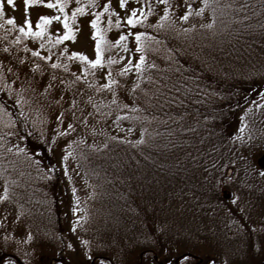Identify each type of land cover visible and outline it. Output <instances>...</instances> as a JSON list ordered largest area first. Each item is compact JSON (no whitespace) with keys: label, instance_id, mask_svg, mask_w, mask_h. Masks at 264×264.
Returning a JSON list of instances; mask_svg holds the SVG:
<instances>
[{"label":"rangeland","instance_id":"obj_1","mask_svg":"<svg viewBox=\"0 0 264 264\" xmlns=\"http://www.w3.org/2000/svg\"><path fill=\"white\" fill-rule=\"evenodd\" d=\"M14 2L16 7L13 9L4 0V11L0 15V20L3 18L7 21V17L14 16L16 24H22L25 15L24 0H14ZM104 2L105 0H95L93 4L90 0H79V3L84 4L88 11L78 13L75 21L70 20L72 26L79 29L76 32V40L68 39L61 45H53L51 49L46 46L41 51L45 55H51L53 60L61 62L65 59L64 56L59 55L61 51H82L90 58H94L95 38L91 35L93 29L88 21L93 18V8L100 11ZM148 2L149 0H140V6L145 7L146 20L138 25L129 26L123 17L131 7L136 6L133 0H128L127 7L124 9L119 7V0H110L111 8L116 9L122 18L121 26L117 27L120 32L110 34L109 38L113 42L121 32L127 33L129 29L131 32L153 33L154 26L161 23L160 16L167 4L150 0L153 10L148 13L146 8ZM187 2L192 3L193 9L201 6L200 0H187ZM168 3L175 11L170 12L171 20L165 21L164 25L182 28L190 21L197 22L203 18L200 19L198 13L193 11L188 18L190 21H181L179 16L185 9L183 6L177 7V4L182 5L184 0H168ZM76 6L77 0H68L65 11L69 13V16H71L72 8ZM56 12L57 9L43 5L29 7L33 23L39 14L54 15ZM205 12L204 10V16H206ZM109 17L113 21L117 18L116 13H101L100 20L105 18L102 21L105 25L101 27L109 26ZM207 20L211 22V19L207 18ZM254 21L263 31L264 16L256 18ZM143 27L147 31L142 29ZM57 28L63 31L60 22L53 21L49 27L53 36H55ZM8 38L9 42L1 38L0 45L8 42V45H11L10 51H13L12 48L17 49V47L15 48V37ZM43 39L47 40V35ZM247 39L243 52L249 51L250 53H246L245 57H236L238 61L235 64L231 63L230 69L237 68L240 70V74L234 72L230 75L234 78L236 75V81L255 83V80H258L264 82V32L250 35ZM41 42L39 39L31 38L29 46L34 49ZM126 43L129 51H123L124 59L112 70V73H118V70L127 63L129 57L135 63L139 56V53L132 52L136 43L132 35L127 36ZM0 49H2L1 46ZM17 52L12 55L14 58L21 57L22 51L18 50ZM239 52L243 54L242 51ZM226 57L223 55L220 59L223 64L229 65L230 62ZM4 58V51H0V60ZM228 58L230 59V57ZM221 61H217L220 70ZM80 66L81 64L75 60L70 62L73 72H78ZM56 71L59 72V70ZM229 71L221 72L225 75ZM105 72L103 69L92 78L94 76L99 78L98 82L101 81L103 84L106 82ZM137 76L139 73L130 71L127 80L120 83L130 86L132 78ZM18 86V84L12 85L14 88ZM0 89H3L0 91V96L6 101L4 107L0 108V137H4V140H0V144L7 142L24 149L22 132H26L39 138L52 151L54 172L57 173L56 179L59 181L56 195L58 194L60 204L57 207L62 214L61 228H63L65 238L70 240L71 247H74L73 252H68L69 259L67 258L68 261L64 264H113L112 254L116 256L118 253V249L115 247V238L127 241L129 246L127 257L119 256L118 258L121 260L117 264H162V260H158L154 256V253L157 254L154 249L156 246L151 242L152 239L149 237L145 220H138V210L133 209L134 203L127 200L123 202L124 204L121 206L130 207V211L125 212L127 217L125 220H121V226L118 227L120 214L116 210L113 212L109 210L110 206L106 203L111 204V200L106 201L103 196L94 198L95 194H100L97 187L100 188L101 185L94 174H91L92 179V176L95 177L93 181L88 179L86 181L83 174L85 172L79 167L81 156L79 155L78 141H81L83 135L74 131L66 136L56 135V138L52 139V136L60 131V128L53 123L55 107L45 106L42 112L37 113L34 105H16L15 97L6 94L7 88L3 77H0ZM97 95L100 96V94ZM130 95L125 88H121L118 92L120 99L117 102L120 103L122 100L125 104L132 105L134 102ZM99 99L104 102L108 101L110 93L106 92ZM28 106L29 109H26ZM11 109H14L18 115V120L13 124L8 123V120L12 119L9 115ZM21 111L25 115L21 116ZM237 114L235 119L222 115L217 118L218 122L191 118H187L186 121L182 118L178 119L175 124L172 122L173 134L166 141L155 136L144 138L141 128L135 126H123L117 131L129 142L140 143L141 148L144 147L143 145L149 146L146 149L147 161L149 158H153L152 161L156 162V166L161 165L160 171L156 174L148 170V167H142L143 175L141 174L137 186L140 190L136 200L140 207L142 205L148 207L145 202L147 201L148 204L155 205L156 210H159H155L158 213L155 225L159 227V231L165 232L163 239L167 242L166 245L171 242L170 246L174 254L179 255L176 264L180 263L181 254H185L186 251L193 261L187 260L183 264H262L263 262L264 175L260 173L264 171L262 166L264 164V95L246 105ZM199 121L203 125L195 127ZM67 122H72L70 115L66 117ZM66 123L62 126H66ZM241 123L245 124L242 131ZM106 124L109 128L112 127L113 119H109ZM209 125L211 127L214 125L216 130ZM80 126H77L76 129ZM9 132L13 135L9 136ZM196 132L199 133L196 134ZM166 144L169 145L167 151L165 150ZM66 145H68L67 148ZM71 150L74 151L72 154ZM149 150H152L151 154H148ZM65 152L69 153L66 160L63 159ZM0 156H3V159H0V169H2L0 172V196L4 195L5 184L10 189V199L0 200V249H5L3 247L5 240L9 241V245L5 249L8 252L6 251L5 255L0 256V264H6V262L22 264L16 254L22 253L27 258L36 244L35 239H30L31 246H26V248L21 247L20 243L24 238L41 237L48 228V222L53 223L52 218L47 214L53 210V195L47 196L39 190L41 187L43 191L42 185L52 172L49 166L37 167L40 159L36 155H32V159H28L24 153L17 154L13 151L5 155L4 150L0 149ZM180 161L184 163L182 166H180ZM94 170L96 167H93V172ZM87 174L90 176L89 173ZM14 182L16 185L13 189ZM88 184L92 186L89 188ZM86 204H90L93 208L90 219L85 216V210L88 209ZM145 210L147 212V208ZM107 215L113 218V220H109L116 224L118 231L100 226L99 228L94 227V230H86L88 227L84 228L85 221L97 225L98 222L94 218L98 216L100 219L107 218ZM52 217L54 218L56 215ZM127 220L129 222L126 223ZM106 222L103 221V224L106 225ZM34 223L37 225L32 228ZM181 223L188 227L192 238L186 239L184 236H189L185 232V234L180 232L178 227ZM124 228L126 230H123ZM119 229L121 230L119 231ZM29 233L32 237H29ZM85 240L88 241V244L84 243ZM41 241V243L44 242V240ZM138 241L143 242L142 249L145 250L140 254L130 251L136 247ZM148 251L151 252L148 253ZM92 252L105 255L106 259L93 258L94 253L92 254ZM130 252L131 255H129ZM39 254L48 257L47 262L43 264H57V258L54 257L56 252L51 249L47 251L46 245L42 246Z\"/></svg>","mask_w":264,"mask_h":264},{"label":"trees","instance_id":"obj_2","mask_svg":"<svg viewBox=\"0 0 264 264\" xmlns=\"http://www.w3.org/2000/svg\"><path fill=\"white\" fill-rule=\"evenodd\" d=\"M210 4L212 7L204 9L206 11V16H204L203 13H198L200 19L203 17L201 20L193 22L189 19L188 21H190V23L182 28H173L169 25H164V23H159L154 26L155 30L150 37L143 38L145 55L148 60V63L147 60L146 63H155L159 68L166 69V73L172 76V83L176 84L179 88V92L175 93V96L179 97V103L172 104L168 102L167 104H157L149 102L141 93L148 92L150 96L153 95L154 85L149 81L141 79L140 92L137 93L139 99L130 95L134 103L129 105L128 108L121 109L128 112V119L121 118L117 121L115 115H118V113L115 108H112L111 110L115 115L107 117L106 119L94 123L93 121L95 118L90 117L87 131L83 125L78 129L75 128L76 132L78 131L83 135L81 138L83 142L78 141V150L81 156L79 159V167L85 172L83 173L84 178L86 181L87 179L93 181L96 177L101 185L100 188L96 186L100 194H95L94 198L96 199V197L103 196L106 201L111 200V204L109 202L106 203L110 206L109 210H112V212L113 210L119 212L120 219H118V227L121 226V220H125V217H127L125 212L128 210L130 211V207L121 205H123V202L126 200L131 201L132 204L134 203L133 209L138 210V220L144 219L145 223H147L146 227H148L149 237L152 239L151 242L154 243V246H156L154 249H156L155 251L160 260H162V264H176L175 262L179 255L177 254L178 256H176L174 254L170 246L171 242H168L169 244L166 245L167 242L163 239L165 232H163L161 228L160 230L162 231H159V227L155 225L157 223L156 219H158V213L156 211L159 210H156L155 205L148 204L147 201L145 202L148 207H143L142 204V207H140L136 200V196L140 190L137 186L141 174L143 175L142 167H148V170L156 174L160 171L161 165L156 166V162L152 161L153 158H149V161H147L146 149L149 146L146 147L143 145L144 147L141 148L140 143L133 144L129 142L127 138L119 135L117 131L123 126H135L142 129V136L144 138L155 136L166 141L170 135L173 134L172 122L175 124L178 119L182 118L186 121L187 118H191L193 120H214L218 122L217 118L222 115L235 119L234 117L236 116L237 118V113L242 108L264 95V82L258 80H255V83L245 82L243 80L236 81L235 78L237 76L235 75L234 78L230 75L234 72L235 74H240L239 69L236 68L231 70L230 66L231 63L235 64L238 61L236 57H245V54L249 52H243L248 41L247 38H249L250 35H257L264 32V30L261 31V28H259L254 21L256 18L264 16V0H210ZM223 4H239L243 5V7H219L213 12V7ZM207 18L211 19V22H209ZM103 20H105V18L99 20V27L102 29L105 39L112 41L109 38L110 34L120 32V29L115 27V25L111 27H101L105 25L104 22H102ZM142 29L146 30L145 27ZM17 35H20L21 39L18 42L14 39L16 41L15 48L17 47V49L12 48L13 51H10V53H12L11 55L21 50V57H31V50L33 49L29 46L31 37L19 33L18 28L8 24L6 20L2 18L0 20V42L1 38L9 42L8 37L11 38V36H14L16 38ZM8 42L0 45L2 47L0 51H4L5 56V47L8 49L11 48ZM25 49H27V51H25ZM239 51H242L243 54ZM223 55L227 56L226 59L229 60V65L222 63L220 58H222ZM109 56L114 58L123 56L121 46H117L116 48L105 46L103 58L106 60ZM228 57H230V59ZM34 59L37 63L40 62L39 58ZM218 60L222 63L221 70L217 65ZM75 61L81 64L79 61ZM8 63L14 64V57L13 60ZM121 63L122 60L117 59L116 62L111 65L110 69L107 64H104L103 67L97 68L93 75L96 73L99 74L103 69H105L106 72L109 70L112 72V70ZM227 70H230L228 74L223 75L224 73L222 72ZM59 72L62 73L63 71L59 70ZM144 74L151 76L153 74V69L146 67L144 69ZM112 75L120 82L127 80V76L120 77L117 73H112ZM226 75L227 77H225ZM93 79H95L96 84L102 85L101 81L98 82L99 78H95L94 76ZM177 81H180V83L177 84ZM106 92L107 91H101L98 93L100 94L99 97L104 96ZM89 94L91 93L89 92ZM156 99L159 100V97H156ZM0 103L2 105L6 104V101L1 96ZM136 103H140L141 107L134 110V105ZM105 104H107V101ZM117 104L119 103L117 102ZM26 109H29V106L26 107ZM89 111H91V109H89ZM11 117H14L15 121L18 120V115L14 109H11ZM109 119H113V126H110V128L106 124ZM200 125L203 124L199 121L195 127H199ZM93 128L95 132L92 131ZM211 128H214V125ZM214 130L216 129L214 128ZM198 133L199 132H196V134ZM117 137H121L122 139H117ZM22 143L28 154L39 157L40 160L37 164L38 168L49 166L52 172L48 180L42 185L43 191L41 187L39 190L47 196H49V194L53 195V210L47 213L52 218L53 223L48 222V228L46 232H43L44 234H42L41 237L24 238L20 243L21 247L26 248V246H31L30 239H35L34 242L36 246L29 252L27 258H25L22 253L16 254V257L22 264L46 263L48 257L41 255L42 253L39 254V250L42 246L46 245L47 251L51 249V251L56 252L54 257L57 258V264H64V262H67L69 259L68 252H73L74 247H69L70 240L65 238L63 228H61L62 222L60 220L62 219V214L61 210L57 207L59 199L57 196L58 194L56 195L59 181L56 179L57 173L54 172L55 168L53 166L54 159L52 151L46 144L42 143L39 138H35L33 134H28L26 132H22ZM93 145H95V147H93ZM168 149L169 145L166 144L165 150L167 151ZM73 152L74 151L71 150V154ZM151 152L152 150H149L148 154H151ZM2 157L0 156V159H3ZM183 164V161H180V166ZM93 167H96L94 172ZM5 171L7 172V170ZM0 172H2V169H0ZM87 173H89L90 176ZM91 174L95 175V177L92 176L93 179L91 178ZM15 185L16 182L12 185L13 189ZM88 185L89 188L92 186L91 184ZM215 194L217 195L218 193ZM36 197L38 198V196ZM85 206L88 208L85 210V216L90 219V215L92 216L93 214V208L90 204H86ZM146 208L147 212L145 210ZM106 211L107 210H105V212ZM53 215H56V217L53 218ZM99 216L94 218L99 224L97 223V225H94L91 224V222L85 221L83 224H86L84 228L88 227L86 230H94V227L99 228L100 226L118 231L116 224L109 220H113V218L107 215V218L100 219ZM103 221H107V226L103 224ZM127 222H129V220H127L126 223ZM35 225L37 224L34 223L32 228ZM32 230L35 231L34 229ZM120 230L121 229H119V231ZM123 230H126V228ZM115 239V247L118 249V253L116 256L112 254L113 264H117L118 261L120 262L121 258H118L119 256L127 257L129 251L127 241ZM41 240H44V242L41 243ZM143 241L145 242L146 239L144 238ZM8 242L9 241L5 240L3 243L5 249L9 245ZM142 243L143 242L138 241L136 247L130 251H133V253L136 252V254L145 252V250L142 249ZM5 249H0V256L5 255L6 251L8 252V250ZM93 253L94 252H92V254ZM129 255H131V252ZM181 255L182 257L178 264H183L187 260L193 261L188 251ZM93 256V258L99 257V259H106V256L102 254L94 253ZM263 263L264 259L262 264Z\"/></svg>","mask_w":264,"mask_h":264},{"label":"snow or ice","instance_id":"obj_3","mask_svg":"<svg viewBox=\"0 0 264 264\" xmlns=\"http://www.w3.org/2000/svg\"><path fill=\"white\" fill-rule=\"evenodd\" d=\"M7 4L13 9L16 7L14 0H6ZM68 0H24V19L22 24H16V19L14 16L7 17V23L18 28L19 33L24 36H30L32 39H39L42 42L38 47L31 50V57H15L14 64L8 63V61L13 60V56L10 54V49L5 47L6 56L3 60H0V77L4 78V84L7 88V95L15 97V104L19 106L24 105H34L35 111L40 113L44 110L45 106L55 107L56 112L54 114L53 123L60 128L58 133L52 136V139L56 138V135L66 136L71 132L75 131L77 126L83 125L85 130H88V120L90 117H94V123L107 117L115 115L111 110L115 108L118 115H115V119L119 121L121 118L128 119L129 114L127 111L121 110L122 108H128L129 105L125 104L122 100L119 104L117 101L120 99L118 92L121 88H125L128 93L132 96L137 97V93L140 92L141 79L149 81L154 85V94L149 95L148 92L141 93L151 103H164L167 104L171 102L172 104L179 103V97L175 96V93L179 92V88L176 84L172 83V76L166 73V69H161L155 63L147 64V57L145 55L144 40L142 38H148L151 36L150 33L136 31L127 33L121 32L115 42L108 41L103 35L102 29L99 27V20L101 18V13L112 12L116 13V19L113 21L111 17L108 19V25L111 27L121 26V16L116 12V9L111 8L110 0H105L103 8L100 11H96L93 8V18L88 21L91 25L93 31L91 33L92 37L95 38L94 45V58H90L87 54L82 51L72 50L61 51L59 55L64 56L63 62L59 60H53L51 55H45L41 50L46 46L51 49L53 45H61L65 40L71 39L76 40V32L79 31L70 23L76 20L78 13H86L88 9L84 4L79 3L77 0V6L72 8L71 16L65 11L66 3ZM94 4L95 0H90ZM158 3L167 4V7L163 9V13L160 16L161 23L165 21H170V12L175 11L172 5L168 3V0H157ZM128 0H119V7L124 9L127 7ZM136 5L128 10V13L123 17L127 25L135 26L146 20L145 7L140 6V0H133ZM33 5H43L48 8L57 9L56 14H39L35 22L33 23L29 7ZM200 7L193 9L192 3L184 0V3L177 4V7H184V12L179 16V20L186 21L192 15L193 11L202 14L204 9L207 7H212L210 0H200ZM237 7L242 8L243 5H216L213 7V12L216 8L223 7ZM147 12L151 13L153 10V5L150 0L146 4ZM4 11V0H0V15ZM139 13V14H138ZM62 14V15H61ZM53 21H58L62 25L63 31L60 28L55 30V36L53 32L49 31V27ZM47 35V40L43 38ZM132 35L135 38V47L132 49L133 53H139L135 63H133L132 58L129 57L127 63L124 64L122 68L118 70L117 75L120 77L127 76L130 71H135L139 73V76L132 78V83L130 86L127 84L121 85L120 81L113 77L111 70L104 73L106 82L102 85L96 84L95 79L92 78L93 73L99 67H103L104 64L111 68V65L116 62L117 59L123 60L124 56H119L114 58L109 56L106 60L103 58V52L105 46L109 48H116L121 46L124 52H128V46L126 43L127 36ZM16 41H20L21 36H16ZM66 47V46H65ZM27 51V49H25ZM171 51V50H169ZM34 58H39L40 62L37 63ZM72 60H77L81 63L78 72H73L70 68V62ZM148 67L153 69V74L151 76L144 74V69ZM56 70H63L62 73ZM91 81V82H89ZM180 81H177L179 84ZM13 84H18L19 86L14 88ZM186 87V85H185ZM3 91V89H0ZM101 91H107L110 93V99L107 104L103 100L99 99L97 95ZM89 92L91 94H89ZM67 96V99H66ZM159 97V100L156 99ZM139 99V97H137ZM4 105L0 104V108ZM141 107L140 103L134 105V110ZM91 109V111H89ZM103 109V110H102ZM9 115H11L9 111ZM23 116L25 113L20 112ZM71 116L72 122L66 123V117ZM15 122L14 117L8 120L9 124ZM66 123V126H62ZM245 128V124H240L241 131ZM142 130V129H141ZM95 132V129H92ZM9 136L13 133L9 132ZM117 139H122L117 137ZM236 139V137H233ZM0 140H4V137H0ZM83 142V139H81ZM66 148L68 145L65 146ZM95 147V145H93ZM0 149L4 150V154L7 155L9 152H15L17 154L24 153L28 159H32V155L27 153L26 149L21 147L8 144L7 142L0 144ZM68 152L64 153L63 159H67ZM264 175V171L260 173ZM4 195L0 196V200L10 199L7 184L4 186ZM79 219V218H78ZM29 237L31 234H28ZM7 239V237H5ZM88 244V241H84ZM71 247V245H69ZM8 264V262H6Z\"/></svg>","mask_w":264,"mask_h":264},{"label":"bare ground","instance_id":"obj_4","mask_svg":"<svg viewBox=\"0 0 264 264\" xmlns=\"http://www.w3.org/2000/svg\"><path fill=\"white\" fill-rule=\"evenodd\" d=\"M181 231L184 233H186V235H188V238H192L191 236V232L189 231L188 227L185 224H182L180 227ZM190 232V233H189Z\"/></svg>","mask_w":264,"mask_h":264}]
</instances>
